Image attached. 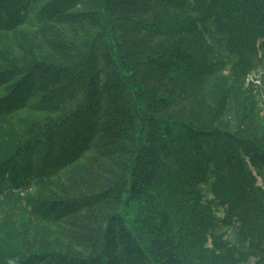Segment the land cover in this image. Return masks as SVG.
<instances>
[{
	"label": "trees",
	"instance_id": "trees-1",
	"mask_svg": "<svg viewBox=\"0 0 264 264\" xmlns=\"http://www.w3.org/2000/svg\"><path fill=\"white\" fill-rule=\"evenodd\" d=\"M253 170L264 0H0V264H264Z\"/></svg>",
	"mask_w": 264,
	"mask_h": 264
},
{
	"label": "rangeland",
	"instance_id": "rangeland-1",
	"mask_svg": "<svg viewBox=\"0 0 264 264\" xmlns=\"http://www.w3.org/2000/svg\"><path fill=\"white\" fill-rule=\"evenodd\" d=\"M263 68V67H262ZM262 68H259V69H257L256 71H254L252 74H254V75H256V74H258L259 73V71L262 69ZM260 182V181H259Z\"/></svg>",
	"mask_w": 264,
	"mask_h": 264
}]
</instances>
